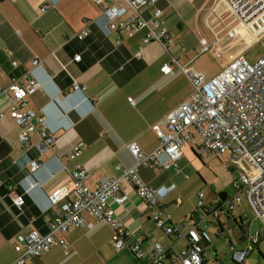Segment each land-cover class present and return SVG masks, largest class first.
I'll use <instances>...</instances> for the list:
<instances>
[{"label": "crops", "instance_id": "0c3cea01", "mask_svg": "<svg viewBox=\"0 0 264 264\" xmlns=\"http://www.w3.org/2000/svg\"><path fill=\"white\" fill-rule=\"evenodd\" d=\"M192 1L158 0L163 25L176 38V45L166 51L157 42L142 43L147 33L144 28L105 34L107 20L103 8L115 6L118 0H101L100 4L94 0H0V88H7L14 79L32 70L40 88L28 98L25 108L43 116L56 136L52 149L42 154L31 146L21 147L18 143L20 128L8 115V97L2 96L0 264H11L16 259L14 247L20 237L32 230L46 233L52 217L51 210L45 211L47 196L68 183L76 167L86 170L85 183L94 188L104 177H117V165H135L128 151L130 143H137L146 153L159 146L152 127L192 95L188 78L171 64L172 56L183 66L201 72L194 66L197 54L191 55L176 35L196 16L189 4ZM146 14L149 17V13ZM84 29L89 30V35L79 41L76 36ZM7 50L12 52L11 56L7 55ZM138 53L140 57L136 56ZM75 55L81 56L79 62L74 61ZM12 60L18 61L17 67L11 65ZM35 60L39 62L37 67L33 66ZM167 64L172 65V74L161 72ZM213 77L206 76L207 79ZM74 83L85 89L72 91ZM128 98H132L134 106ZM79 143L83 144L82 154L74 160L68 159L67 153ZM189 151L198 156L209 154L199 144H186L177 162L178 171L173 167L157 172L146 167L138 169L142 181L153 188L175 185L162 206L170 216V223L186 237L167 235L157 228L151 218L152 209L131 186L125 185L126 201L122 205L111 202L110 206L129 230L131 239L141 241L144 257L136 259L129 251L116 252L111 245L110 225L96 223L85 215L86 223L93 226L75 228L65 234L67 254L56 246L28 264H150L145 252L150 244L169 250L165 264H173V258L192 244L203 247L205 262L226 264L218 262L217 251L214 258L208 256V234L212 238V225L219 226V233H224V218L232 223L233 218L247 217L242 207L248 205L243 200L229 212L225 207L230 197L228 193L224 201L219 198L214 203L205 200L204 195L205 210H198L201 191L196 201L186 203L181 199L176 205L175 201L181 196L179 188L184 184L183 172L193 167L190 161H195L185 159L184 152ZM32 162L40 163V167L27 178ZM9 186L14 187L13 193L9 192ZM12 194L24 195L21 210L13 204Z\"/></svg>", "mask_w": 264, "mask_h": 264}, {"label": "built area", "instance_id": "2783aa9c", "mask_svg": "<svg viewBox=\"0 0 264 264\" xmlns=\"http://www.w3.org/2000/svg\"><path fill=\"white\" fill-rule=\"evenodd\" d=\"M100 1L94 0L96 4H100ZM45 10L42 9L43 12ZM103 14L107 20L106 35L118 30L144 28L147 33L142 39L143 44L157 42L166 51L176 45L172 33L163 25L158 0H118L115 6L103 8ZM206 19L211 23H224L230 19L235 25L229 30V39L236 40L239 37L247 47L264 34V0H215ZM88 35L89 30L84 29L76 37L81 41ZM199 44L197 57L207 51L214 56L219 54L215 43L208 45L205 39L200 38ZM244 50L237 53L211 79L191 66L181 65L172 56L171 64L188 78L192 95L152 127L159 146L146 153L137 143H130L128 151L135 165H117V177H104L94 188L85 183L88 178L86 170L76 167L70 173V181L47 196L48 208L45 211L51 210L52 217L46 233L32 230L20 237L14 247L17 257L11 264H28L33 258L41 257L56 246L63 248L67 254L65 234L75 228L93 226L86 223L85 215L96 223L110 225L113 230L111 245L116 252L129 251L136 259L144 257L141 241L131 239L129 230L110 206L111 202L122 205L126 201L127 195L123 191L125 185L131 186L147 207L152 209L151 218L157 228L163 229L167 235L186 237L177 226L170 223V216L166 215L162 206V201L175 189V185L153 188L143 182L138 174L139 167H146L153 172L171 167L178 171L177 162L183 156L182 148L186 144H199L204 152L218 158L228 155L230 169L236 171L239 177L233 182V193L225 202L227 211L232 212L245 200L254 220L264 226V54L250 63L244 56ZM6 53L12 55L9 50ZM136 56L140 57V53ZM80 59V55H75V62ZM171 64L164 65L161 72L172 74ZM11 65L17 67L18 61L12 60ZM38 65L39 62L35 60L33 66ZM39 88L40 84L35 80L32 70L27 71L23 77L14 79L7 88H0V102L2 96L9 99L8 115L20 128L19 145L31 146L42 154L50 151L55 144V132L49 128L43 116L25 108L28 98ZM84 89L77 83L72 86V91ZM128 102L134 106L132 98H128ZM3 116L0 112V118ZM82 151L83 144H76L67 157L74 160ZM39 167L40 163L32 162L27 178ZM13 188L9 186V192L13 193ZM198 196L197 209L205 210L202 201L204 192L201 191ZM12 202L21 210L24 195L12 194ZM180 203L179 199L175 201L176 205ZM199 217L203 218V215ZM246 218L244 215L243 219ZM245 231L244 241L249 240V244L233 253L232 259L237 263L244 262L261 240L259 231L255 234L250 232V224L245 226ZM145 252L149 255L150 264H165L169 256V250L159 244L148 245ZM173 264L211 263L205 262L203 247L192 244L173 258Z\"/></svg>", "mask_w": 264, "mask_h": 264}, {"label": "rangeland", "instance_id": "374dc122", "mask_svg": "<svg viewBox=\"0 0 264 264\" xmlns=\"http://www.w3.org/2000/svg\"><path fill=\"white\" fill-rule=\"evenodd\" d=\"M214 2L215 0H193L190 2V6L196 11V16L191 18L192 23H188L183 31L176 32L178 40L191 52V55H196V51L200 50V38L205 39L208 45L214 43L217 45L215 49L219 51V54L214 56L207 51L196 57L197 59L194 62V66L202 73L204 72L207 77L217 75L224 63H228L230 58L244 49V56L250 63H254L264 54V34L246 47L245 41L240 40L239 37H236V40L229 39V30L235 25L230 19L225 20L224 23L208 22L206 17ZM202 6V10H200ZM184 153L185 159H194L195 161H190L193 167H188L183 172L184 184L179 188L180 200L183 199L186 203L192 200L196 201V195L199 191L204 192L205 200L207 198L211 203L218 201L221 193L225 192L232 195V184L238 179L239 175L236 171L230 169L228 155L218 158L214 155L201 153L198 156L193 151ZM242 208L247 213L244 226L250 224L251 233L255 234L259 231L261 234L259 251L254 250L242 264H264V226L254 220L253 214L246 204ZM224 222V233H219L215 225L211 226L212 238L208 234L207 254L209 257L214 258V252L217 251L218 262L234 264L232 262L233 253L241 251L243 246L249 244V240L243 241L244 245H241L239 226L233 222L228 223L225 218Z\"/></svg>", "mask_w": 264, "mask_h": 264}, {"label": "trees", "instance_id": "16d2710c", "mask_svg": "<svg viewBox=\"0 0 264 264\" xmlns=\"http://www.w3.org/2000/svg\"><path fill=\"white\" fill-rule=\"evenodd\" d=\"M225 193V192H224ZM224 193H222V194H224ZM225 194H227V193H225ZM228 216H229V214H228ZM230 217V216H229ZM239 220V221H238ZM232 222L233 223H235V224H237L238 226H239V233L241 234V236H240V242L241 243H243V241H244V234H245V226H244V219L242 218V217H240V218H238V219H235V218H233L232 219ZM218 228H220L219 226H218ZM260 242H261V240H259V242L257 243V245H256V250H258L259 251V245H260ZM234 264H242V263H237V262H235L234 260L232 261Z\"/></svg>", "mask_w": 264, "mask_h": 264}, {"label": "water", "instance_id": "95a60500", "mask_svg": "<svg viewBox=\"0 0 264 264\" xmlns=\"http://www.w3.org/2000/svg\"><path fill=\"white\" fill-rule=\"evenodd\" d=\"M219 198H220L221 201H224L226 199V194L225 193L224 194L221 193L219 195Z\"/></svg>", "mask_w": 264, "mask_h": 264}]
</instances>
